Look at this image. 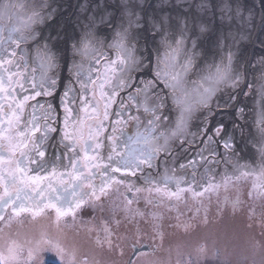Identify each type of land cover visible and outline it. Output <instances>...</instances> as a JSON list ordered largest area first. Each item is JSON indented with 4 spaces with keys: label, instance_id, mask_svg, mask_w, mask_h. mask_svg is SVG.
<instances>
[{
    "label": "snow or ice",
    "instance_id": "snow-or-ice-1",
    "mask_svg": "<svg viewBox=\"0 0 264 264\" xmlns=\"http://www.w3.org/2000/svg\"><path fill=\"white\" fill-rule=\"evenodd\" d=\"M165 6L180 11L173 16L164 11ZM194 7L192 15L193 5L180 7L171 0H97L92 11L87 3L81 4V11L87 14L83 35L79 46L74 43L72 48L82 55L90 53L96 65L104 63L101 68L90 67L87 71L82 64L70 67V71L74 69L78 94L69 81L61 97L64 117L58 130L48 111L41 118L36 105L29 104L42 94L52 95L58 79L45 73L37 81L36 69L31 74L27 71L26 50L21 47L43 39L34 26L52 18V12L47 11L49 5L45 0H0V221L5 220L8 210L9 219L25 212L35 218L46 208L55 209L57 220L74 215L86 198L98 199L113 183L123 184L117 173L136 177L145 169L157 168V161L164 172L156 178L151 173L144 176V183L150 186L148 191L179 198L180 193L193 191V185L202 189L194 195L219 186L214 185L215 176H209L208 169L198 181L197 166L217 155L215 138L222 133L228 136L223 140L225 156L235 150L233 137L223 126L210 128L209 117L214 114V105L221 108L218 94L236 90L242 81L241 73L234 68L238 53L233 48L237 36L250 38L254 25L250 10L248 18L243 15L246 0H197ZM237 20L247 27L234 33L233 22ZM100 26L112 31L113 42L107 47L115 50V59L104 55L105 43L98 35ZM261 27L264 28V15ZM142 34L155 42L154 56L146 37L142 54L136 55ZM212 38L222 52L218 61L215 52L201 47L202 41ZM229 39L232 43H225ZM260 43L264 46V40ZM41 47V69L55 68L56 57L47 42L38 47V52ZM210 55L214 58L211 64ZM234 100V96H229V101ZM74 104H78L75 110ZM114 104L117 107L112 111ZM227 106L225 102L224 107ZM29 107L32 112L26 114ZM237 111L243 113V109ZM130 121L131 134L127 131ZM255 125L262 145L261 165L250 168L236 164L239 175L225 173L224 182L252 177V192L264 196V110L257 114ZM193 127L196 131H192ZM109 128L111 134L105 136ZM58 131L57 144L62 150L54 151L49 158V141ZM175 145L184 152L190 147L198 150L177 168ZM162 156L164 159L160 160ZM170 184L175 185V191L169 188ZM53 247L63 255V248L58 244ZM20 250L15 242L9 244L6 251H0V264H18ZM33 259L34 250L30 249L29 264Z\"/></svg>",
    "mask_w": 264,
    "mask_h": 264
},
{
    "label": "water",
    "instance_id": "water-1",
    "mask_svg": "<svg viewBox=\"0 0 264 264\" xmlns=\"http://www.w3.org/2000/svg\"><path fill=\"white\" fill-rule=\"evenodd\" d=\"M26 2L32 3V0H26ZM36 2L39 3L40 0H36ZM45 2L49 5L47 11L52 12V18L45 20L43 24L34 26L43 39L38 43L29 42L21 46L26 50L27 71L31 74L32 69L35 68L34 75L37 81L45 73L47 77L57 78V85L61 84L60 78L63 79L62 84H69L71 81V85L77 89L78 94L74 69L70 71V67L73 64H82L84 70L87 71L90 67L101 68L104 63L102 61L101 65H96L90 59V53L82 55L72 48L74 43L79 46L83 35L84 17L87 15L81 11L80 5L87 3L89 11H92L97 0H45ZM152 2L156 3V0H152ZM171 3L178 4L180 7L191 4L193 5L191 14H195L194 6L197 0H171ZM249 10L252 13V24L254 25L251 29V36L246 40L237 36V43L233 48V51L238 53L234 67L242 73L245 63L248 68L246 69V79L252 73V68H249L252 61V64H257L254 68L262 67L264 64V46H261L260 43L264 40V28L261 27L264 2L262 0H246V8L243 13L245 18H248ZM164 11L175 16L180 8L165 6ZM246 27L242 20L233 22L234 33ZM98 35L105 43L104 55L108 59H115V50L107 47V44L113 42L111 29L100 26ZM105 37L107 39H104ZM145 37L146 34L141 35L137 45V56L142 54ZM146 39L147 46L154 56L155 42L151 37H146ZM45 42L56 57V67L53 69H41L44 52L42 47L39 52L37 49ZM225 43L231 44L232 41L229 39ZM201 47L215 52L216 61L222 55V52L216 48L214 38L202 41ZM19 51L18 49L17 52L19 53ZM253 57L256 59L255 61ZM213 59V56L210 55L208 63L211 64ZM60 72L62 74L60 76L63 77L59 76ZM258 73H264V68ZM255 77L258 76L255 75ZM260 78L264 81V75H261ZM253 83L255 84V82ZM48 86L46 82L45 87ZM249 89L246 86L245 92H248ZM36 90L43 92V89ZM29 92L31 93L33 90L29 88ZM234 94V91L229 92V96H234ZM56 95L41 98L42 101L40 96H37L34 100H30L29 104L34 105L35 102L41 104L43 101L45 103L46 101L57 102L53 105L57 109L61 105L59 104L61 98L57 99ZM46 96L43 95V97ZM112 110L115 111L113 106ZM216 113V121L219 119L220 123H228L220 110H217ZM226 118L231 117L227 116ZM198 123L200 121H194V124ZM58 124L60 123L54 122L53 126L56 127ZM218 126L220 125H214V128ZM109 134H111V130L105 132L104 135ZM216 138L219 139V137ZM58 140L55 137L52 139L54 142ZM107 143L106 141V146ZM185 147L188 146L185 145ZM174 148L184 152L179 145H175ZM214 148L217 155L210 157L208 162L213 158L231 162L236 157L231 160V157L225 156L226 149L216 146ZM193 149L197 148L190 147L184 153L190 155ZM50 150L51 148L48 147L47 153ZM156 163L160 164V161ZM228 175H239V172L235 171ZM224 176L225 174L217 176L216 184L219 186H214L209 191L203 192L202 195H194V192H199L202 189L193 185V191H184L180 193L179 198L172 196V206L169 205L171 207L169 212L156 218L155 221L142 217L136 220L133 216L128 219L126 217L119 218L118 215L115 219V216L112 215L106 229L97 228V223H105L102 217H99L100 213L95 212L94 209L87 212L88 217L85 220L82 218L78 220L60 218L57 220L54 213L46 212L35 218L30 213L20 215L11 221L39 242L51 241V244H46L51 246L58 244L65 251L100 264H264V196L252 192V185L248 181L250 177H241L238 180L233 179L225 183ZM199 179L197 177L198 181ZM185 186L182 185V187ZM169 188L175 191L174 184H170ZM249 192H252V195H249Z\"/></svg>",
    "mask_w": 264,
    "mask_h": 264
},
{
    "label": "flooded vegetation",
    "instance_id": "flooded-vegetation-1",
    "mask_svg": "<svg viewBox=\"0 0 264 264\" xmlns=\"http://www.w3.org/2000/svg\"><path fill=\"white\" fill-rule=\"evenodd\" d=\"M163 53V49H161V54ZM254 61L256 60L253 57ZM252 59V60H253ZM247 62V60H246ZM251 67H249L252 71V73L249 74L248 80L246 79V73L248 69L244 63V66L242 67V82L240 83L239 87L234 90V101H229V90L227 93H221L218 94V101L223 107L221 108H215L214 105V114L209 117L210 128H214V125H220L223 126L225 129V132L233 137L234 140V152H228L227 156L231 157V160L233 157V160L231 162L227 160H217L213 158L208 163L201 162L200 165L197 166V177L200 178L201 175H204L205 169H208V175L209 176H215L214 184L216 185L217 176L224 175L225 173H232L235 172V165H248L250 168H258L262 161H261V147L262 145L258 142L259 136L256 131V125L255 121L257 119V114L264 110V81L261 80L260 76L264 75V73H258V71H261L264 68V64L262 67L254 68L257 64H252ZM253 66V67H252ZM235 68V67H234ZM239 70V69H236ZM64 73V70L62 74ZM61 72L59 73V76L62 75ZM257 75L258 77H255ZM63 77V76H60ZM61 79V84L57 85L54 93L51 95V97L54 96V94H57L55 97L57 99H60L62 97V94L65 90V85L62 84L63 79ZM253 79V80H252ZM255 79V80H254ZM257 80V81H256ZM255 82V84L253 83ZM73 87V85H71ZM249 87V91L245 92V87ZM75 88V87H74ZM123 95V93H122ZM50 97V95H47L46 97H43V94L40 95L41 98H47ZM119 100V97H118ZM42 101V99H41ZM60 102V101H59ZM225 102H228V106L224 107ZM35 102L33 103L36 105L37 115L41 118H43V115L46 111H48L49 116L52 118V120L55 121V123H60L56 126L58 130L62 128L63 126V117H64V111L63 106L61 103L60 107L55 109L53 105L56 103H49L46 101V103L43 101V103ZM43 105V108L40 106ZM49 106H51V109H49ZM72 107L75 109L78 108V104L72 105ZM113 107L116 110L117 105H113ZM238 109H243V113H238ZM217 110H220L223 115H225V119H227L228 123L224 124L223 122L220 123L218 120L216 121L215 115L217 114ZM114 111V110H112ZM226 111V112H225ZM32 112V108L29 107L26 109V114H30ZM227 116H230L231 118H226ZM220 117V116H219ZM111 119H115V117H112ZM203 119V117H201ZM50 120V122H52ZM110 130V128H109ZM127 131L129 134L133 131L132 122L130 121L128 124ZM192 131H196V128L193 127ZM211 134V133H209ZM59 131L55 134H52V138L49 141L48 147L51 148L50 151L47 153V157H51L54 153V151L62 150L60 149V146L57 144V142L52 141V139L55 137L59 139ZM106 136V135H105ZM228 136H226L224 133L221 134V136L216 139V144L214 146L221 147L223 149V140L227 139ZM218 139V140H217ZM105 142V148L103 149V154L107 155V146H106V140ZM52 145H56L55 148L52 147ZM202 146V145H200ZM198 149H193L190 155L178 151L174 148V153L177 157L175 166L178 168L180 163H186L187 160L191 159L195 153V151ZM178 151V152H175ZM164 157L162 156L160 160H163ZM169 167H172L171 158L169 157ZM209 159H211L209 157ZM206 164V166H204ZM158 167L155 169H145L143 173H137L136 177H122L119 173L116 174L118 179H123L125 185H122L120 183H113L110 188H108L105 193L100 194L99 198L96 197H88L85 199V202L75 210L74 215H67L63 218H69V219H76L82 218V220H85L86 217H88L89 211H92L94 209L95 212L100 213L99 217H102L105 224H98L97 228H103L106 229V227L109 226V222L111 221L112 215L116 216L118 215L119 218L126 217L139 220V218H148L151 221H155L156 218L161 217V215H165L169 210L171 209L170 206H172L171 197L164 194V193H157L155 191H148L149 185H146L144 183V176L151 173V175L156 178L160 174L164 172V167L160 164H157ZM149 170V172H148ZM203 171V172H202ZM178 175H182L184 173L178 172ZM218 174V175H217ZM188 179L191 178V169L187 172ZM249 184L253 185V178L250 177L248 179ZM131 182V183H130ZM97 184H99V180L96 181ZM203 183H206L203 182ZM129 188L132 190L129 191ZM139 189V191H137ZM131 200V203L129 204L128 201ZM54 213L56 215V211L53 208H46L41 213ZM30 212L21 213V215L29 214ZM96 213V215H97ZM31 214V213H30ZM168 215V214H167ZM166 215V216H167ZM11 216L10 210H8L5 213V220H8ZM36 217H39L36 216ZM18 217L12 218L17 219ZM92 219V218H91ZM93 220V219H92Z\"/></svg>",
    "mask_w": 264,
    "mask_h": 264
},
{
    "label": "rangeland",
    "instance_id": "rangeland-1",
    "mask_svg": "<svg viewBox=\"0 0 264 264\" xmlns=\"http://www.w3.org/2000/svg\"><path fill=\"white\" fill-rule=\"evenodd\" d=\"M12 242L19 245L21 249L18 264H29L28 253L30 249L34 250V259L30 264L52 263L53 261L56 264H100L65 250L61 256L55 247L37 241L13 221L9 219L0 221V251H6L7 246Z\"/></svg>",
    "mask_w": 264,
    "mask_h": 264
},
{
    "label": "bare ground",
    "instance_id": "bare-ground-1",
    "mask_svg": "<svg viewBox=\"0 0 264 264\" xmlns=\"http://www.w3.org/2000/svg\"><path fill=\"white\" fill-rule=\"evenodd\" d=\"M44 264H52L51 262H44Z\"/></svg>",
    "mask_w": 264,
    "mask_h": 264
}]
</instances>
